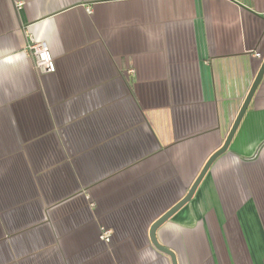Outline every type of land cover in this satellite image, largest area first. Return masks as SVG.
<instances>
[{"label":"crops","instance_id":"crops-1","mask_svg":"<svg viewBox=\"0 0 264 264\" xmlns=\"http://www.w3.org/2000/svg\"><path fill=\"white\" fill-rule=\"evenodd\" d=\"M263 59L264 0H0V264H171L148 229L223 144ZM157 236L179 264H264V78Z\"/></svg>","mask_w":264,"mask_h":264},{"label":"water","instance_id":"water-1","mask_svg":"<svg viewBox=\"0 0 264 264\" xmlns=\"http://www.w3.org/2000/svg\"><path fill=\"white\" fill-rule=\"evenodd\" d=\"M254 81L251 85V88L249 89L244 102L231 126V129L229 130L228 135L226 136L223 144L221 146H219L218 149H216L206 160V162L204 163L201 171L199 172L198 176L196 177V179L194 180V182L192 183L191 187L189 188V190L187 191V193L176 203H174L173 206H171L167 211H165L161 216H159L150 226L149 230V236H150V240H151V244H153L155 246V248L165 254H167L170 258H171V264H179L178 262V258H177V254L176 252L163 245L157 236V231L159 229L160 226H162L166 221H168L173 215H175V213L180 210L185 204L188 203V201H190L198 186L201 185L202 180L204 179L205 175L207 174V172L209 171V169L211 168V166L213 165V162H215L221 155H223L224 153H226L228 151V149L230 148V145L232 143V140L235 136V134L237 133V130L241 124L242 118L244 117V115L246 114V111L262 81V79L264 78V59L262 61V64L256 74V76L254 77Z\"/></svg>","mask_w":264,"mask_h":264},{"label":"built area","instance_id":"built-area-1","mask_svg":"<svg viewBox=\"0 0 264 264\" xmlns=\"http://www.w3.org/2000/svg\"><path fill=\"white\" fill-rule=\"evenodd\" d=\"M29 50L34 58L35 68L42 73H50L56 70V62L51 53L49 45L45 41H39L31 37ZM259 55V54H258ZM135 73L134 69L130 70ZM112 229L102 226L100 230V239L106 243H110L112 239Z\"/></svg>","mask_w":264,"mask_h":264},{"label":"rangeland","instance_id":"rangeland-1","mask_svg":"<svg viewBox=\"0 0 264 264\" xmlns=\"http://www.w3.org/2000/svg\"><path fill=\"white\" fill-rule=\"evenodd\" d=\"M100 230H101V228H100ZM99 236H100V232H99Z\"/></svg>","mask_w":264,"mask_h":264}]
</instances>
